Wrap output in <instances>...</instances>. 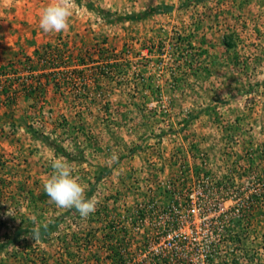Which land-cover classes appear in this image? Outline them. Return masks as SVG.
<instances>
[{
    "label": "rangeland",
    "instance_id": "1",
    "mask_svg": "<svg viewBox=\"0 0 264 264\" xmlns=\"http://www.w3.org/2000/svg\"><path fill=\"white\" fill-rule=\"evenodd\" d=\"M50 2L0 0V264H264V0H72L58 34ZM57 157L86 219L43 191ZM168 182L218 210L192 262L147 241Z\"/></svg>",
    "mask_w": 264,
    "mask_h": 264
},
{
    "label": "built area",
    "instance_id": "2",
    "mask_svg": "<svg viewBox=\"0 0 264 264\" xmlns=\"http://www.w3.org/2000/svg\"><path fill=\"white\" fill-rule=\"evenodd\" d=\"M166 189L171 195V203L167 207H161L154 201L147 206L145 212L142 210L144 222L150 224L147 227L149 229L147 241L155 252L159 247L162 250L173 251L179 257L183 256L192 262L193 259L189 257L188 252L192 249L198 251L205 244L207 237L205 236L207 229H203L206 225L205 220L218 210L216 206L211 208L207 206L211 203L212 197L203 189L190 187L188 183L181 184L175 189L170 182L167 183ZM161 254L166 253L164 251L158 253Z\"/></svg>",
    "mask_w": 264,
    "mask_h": 264
},
{
    "label": "clouds",
    "instance_id": "3",
    "mask_svg": "<svg viewBox=\"0 0 264 264\" xmlns=\"http://www.w3.org/2000/svg\"><path fill=\"white\" fill-rule=\"evenodd\" d=\"M72 0H51L41 9L38 26L44 33H62L69 29L72 16ZM51 175L44 181L43 191L51 202L62 209H75L82 218H88L95 212V197L86 196V186L74 175V169L63 158L50 161ZM46 228L47 225H44ZM39 229L34 228L32 239L39 238Z\"/></svg>",
    "mask_w": 264,
    "mask_h": 264
},
{
    "label": "trees",
    "instance_id": "4",
    "mask_svg": "<svg viewBox=\"0 0 264 264\" xmlns=\"http://www.w3.org/2000/svg\"><path fill=\"white\" fill-rule=\"evenodd\" d=\"M168 9H169V8H168ZM128 19H129V20H135L136 17H135V16H130Z\"/></svg>",
    "mask_w": 264,
    "mask_h": 264
}]
</instances>
